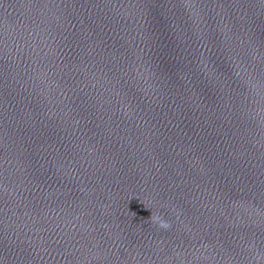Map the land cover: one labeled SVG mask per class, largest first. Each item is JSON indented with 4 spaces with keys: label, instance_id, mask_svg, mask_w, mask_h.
<instances>
[{
    "label": "clouds",
    "instance_id": "clouds-1",
    "mask_svg": "<svg viewBox=\"0 0 264 264\" xmlns=\"http://www.w3.org/2000/svg\"><path fill=\"white\" fill-rule=\"evenodd\" d=\"M152 218V216H150V219ZM159 218L157 217L155 220H158ZM159 226L163 229H168L170 227V225L163 221V220H159Z\"/></svg>",
    "mask_w": 264,
    "mask_h": 264
}]
</instances>
